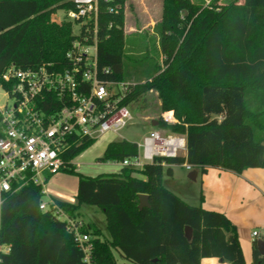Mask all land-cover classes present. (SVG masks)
I'll list each match as a JSON object with an SVG mask.
<instances>
[{
	"label": "trees",
	"instance_id": "trees-1",
	"mask_svg": "<svg viewBox=\"0 0 264 264\" xmlns=\"http://www.w3.org/2000/svg\"><path fill=\"white\" fill-rule=\"evenodd\" d=\"M129 0H99L98 63L110 68L109 81L133 84L125 104L156 90L163 112L179 120L160 129L186 136L187 155L156 157L142 169L122 167L97 176L63 170L79 179L76 204L56 200L58 208L77 219L83 204L98 207L106 218V238L97 226L80 232L91 238L92 264H117L115 251L131 264H201L205 258L246 264L237 228L223 213L192 206L164 185L173 166L191 165L241 174L264 168V0H211L205 6L186 2L163 5L158 23L163 65L149 57L134 76L125 72L126 10ZM73 0H0V87L11 67H69L67 53L79 38L74 23L53 21L58 11L75 10ZM85 29L82 30V36ZM92 37V36H90ZM154 80L153 85L134 84ZM48 111L47 108H45ZM2 116L0 113V127ZM82 140L64 156L72 162L94 144ZM127 140L110 142L99 163L118 164L138 156ZM151 207L139 209V195ZM42 187L29 184L11 194L1 219L0 243L10 246L1 264H87L75 232L53 209L43 211ZM186 227L192 238L186 237ZM252 264H264L257 242Z\"/></svg>",
	"mask_w": 264,
	"mask_h": 264
},
{
	"label": "built area",
	"instance_id": "built-area-1",
	"mask_svg": "<svg viewBox=\"0 0 264 264\" xmlns=\"http://www.w3.org/2000/svg\"><path fill=\"white\" fill-rule=\"evenodd\" d=\"M73 2L76 9L65 15L78 24L75 34L79 38L67 53L69 67L63 71L46 66L31 70L11 67L3 75L11 86L3 89L7 102L0 107V231L3 207L11 194L33 184L41 186L46 195L50 177L73 165L64 156L75 145L85 139L95 141L106 133L119 134L132 119L125 100L133 84L104 79L111 69H101L98 63L99 0ZM161 120L169 127L180 123L174 112H164ZM161 130L151 131L144 143L138 144V156L116 165L142 169L156 157L184 156L186 136ZM140 149H144L142 154ZM183 166L187 171L194 169L188 163ZM40 209H53L68 223L84 262L92 264L91 238L80 232L85 223L59 209L53 198L42 200ZM251 237L253 242L264 241V229L253 230ZM9 251V245L0 243V264L1 255Z\"/></svg>",
	"mask_w": 264,
	"mask_h": 264
},
{
	"label": "rangeland",
	"instance_id": "rangeland-1",
	"mask_svg": "<svg viewBox=\"0 0 264 264\" xmlns=\"http://www.w3.org/2000/svg\"><path fill=\"white\" fill-rule=\"evenodd\" d=\"M186 2L192 4H201L207 6L211 0H129L126 10V44L125 52V72L127 79L129 74L133 76L142 65L141 59L149 57L156 63L163 65L164 55L162 53L161 35L159 34L158 23L162 20L163 5L167 2ZM231 0H222L228 3ZM56 16L60 21L66 20L65 11H58ZM79 30L78 24H74V31ZM134 76L133 79H137ZM154 80H145L141 83L134 84L138 87H147L153 85ZM7 102L4 90L0 87V107ZM12 103V101H10ZM161 99L156 90H149L144 99L133 103L130 106L132 119L128 126L121 130L119 134L106 133L95 140L94 144L85 150L81 155L73 160V166L76 173L84 176H97L107 173L108 170H119L121 167L114 163H99V159L103 156L107 145L110 142L127 140L143 144L151 131L161 130L159 127L152 125L153 121H158L164 113L161 108ZM172 112V111H171ZM162 131V130H161ZM178 134V133H177ZM144 149H140L142 154ZM189 172L182 167L176 168L175 181L167 184L172 188L177 196L192 206H199V199L194 197L198 195L199 184L188 179ZM167 177V176H165ZM167 179V178H166ZM79 179L76 174L60 171L50 177L46 183V195L43 200L48 202L50 198L55 200L76 204V194L78 191ZM185 196V197H184ZM78 218L85 225L97 226L107 233L105 214L95 206L83 204L79 209ZM109 237V235H108ZM245 245L242 246V249ZM117 264H131L124 260L120 254L115 251Z\"/></svg>",
	"mask_w": 264,
	"mask_h": 264
},
{
	"label": "crops",
	"instance_id": "crops-1",
	"mask_svg": "<svg viewBox=\"0 0 264 264\" xmlns=\"http://www.w3.org/2000/svg\"><path fill=\"white\" fill-rule=\"evenodd\" d=\"M186 155L187 153L184 156ZM177 167L185 168L183 165L173 166V177H164L165 187L172 192L174 190L167 184L175 181ZM108 171L107 173L118 172ZM193 171H197L194 184H199V191L198 195H195L193 190L192 192L194 197L199 199V206L223 213L230 219L237 228L241 247L245 245L243 253L246 264H252L254 242L251 233L255 229H264V168H249L241 174L217 168H209L206 173L197 169L188 172L190 174ZM101 231L109 238L103 229ZM201 264L229 263H224L218 258H205Z\"/></svg>",
	"mask_w": 264,
	"mask_h": 264
},
{
	"label": "water",
	"instance_id": "water-1",
	"mask_svg": "<svg viewBox=\"0 0 264 264\" xmlns=\"http://www.w3.org/2000/svg\"><path fill=\"white\" fill-rule=\"evenodd\" d=\"M53 21L61 23L60 19L57 16H55L53 18ZM152 125L154 127H157L159 125V122L158 121H153ZM188 179L191 180V181H196V179H197V171L191 172L188 175ZM139 202H140L139 203V209L140 210H143L144 208H150L151 207L148 195H145V194L139 195ZM185 232H186V237L189 240H191V238H192V229L190 227H186ZM257 246H258V249H259L260 253L262 255H264V241H258L257 242Z\"/></svg>",
	"mask_w": 264,
	"mask_h": 264
}]
</instances>
